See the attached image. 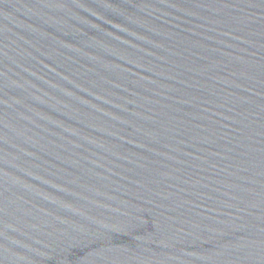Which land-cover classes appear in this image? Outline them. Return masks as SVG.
I'll list each match as a JSON object with an SVG mask.
<instances>
[{
    "label": "water",
    "instance_id": "1",
    "mask_svg": "<svg viewBox=\"0 0 264 264\" xmlns=\"http://www.w3.org/2000/svg\"><path fill=\"white\" fill-rule=\"evenodd\" d=\"M0 264H264V0H0Z\"/></svg>",
    "mask_w": 264,
    "mask_h": 264
}]
</instances>
